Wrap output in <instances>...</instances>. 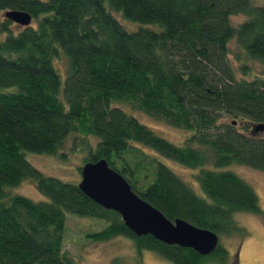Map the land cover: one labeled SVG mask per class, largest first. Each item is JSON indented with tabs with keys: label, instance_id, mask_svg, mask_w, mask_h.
<instances>
[{
	"label": "trees",
	"instance_id": "16d2710c",
	"mask_svg": "<svg viewBox=\"0 0 264 264\" xmlns=\"http://www.w3.org/2000/svg\"><path fill=\"white\" fill-rule=\"evenodd\" d=\"M11 10L28 13L31 24L7 19ZM235 14L246 18L234 25ZM0 18V264H80L63 251L66 213L105 222L88 233L95 242L125 236L138 254L149 250L172 264H225L220 244L203 256L136 236L117 212L45 175L26 155L55 154L76 135V146L88 149L85 163L105 159L168 219L244 236L233 214L263 211L254 188L226 168L264 171V131L253 130L264 124V70L249 79L242 64L264 66V0H0ZM232 39L241 77L228 58ZM59 54L67 60L64 80L53 63ZM114 103L191 135L174 144ZM133 143L199 169L205 198L153 157L147 181L144 166L125 158ZM25 179L44 199L11 191Z\"/></svg>",
	"mask_w": 264,
	"mask_h": 264
},
{
	"label": "rangeland",
	"instance_id": "374dc122",
	"mask_svg": "<svg viewBox=\"0 0 264 264\" xmlns=\"http://www.w3.org/2000/svg\"><path fill=\"white\" fill-rule=\"evenodd\" d=\"M252 2L254 4H262V0H252ZM116 17L120 19V16L117 14ZM245 18L242 14H235L231 16V22L237 25ZM120 20L128 26L132 24L124 21L122 18ZM15 29H18V27ZM4 36L5 33L3 34L0 31V40ZM239 51L240 48L235 40L232 39L229 42L228 58L236 71L237 77H241V60L236 56ZM53 63L61 79L64 80V75H66L67 71L66 58L63 54H59ZM242 64L250 66V74L246 75L249 79L251 76L261 74L264 70V66L258 61H244ZM113 105L119 106L129 112L144 125L150 127L156 134L174 144L181 145L191 135V132L188 130L177 128L162 120L154 119L143 112L131 109L127 104L114 103ZM76 137V135L69 137L63 147L55 154L27 153L26 159L47 176L78 184L81 178L80 168L85 163L84 159L88 149L84 151L81 147L76 146L77 141H80L79 138L76 140ZM95 140L93 137L88 138L91 144ZM133 145V147H136V150L130 149L125 158L131 167L136 163H141L144 166L146 172H142V177L147 173V181L151 178L152 165L150 160L153 157L178 174L189 184L195 193L204 197L196 178L199 169L191 168L160 156L155 151L138 143H133ZM226 169L234 171L254 188L263 213L261 215L247 212H236L233 214L236 223L243 227L246 233L244 236L238 234L219 235L220 245L224 246L228 251L229 260L225 264H264V171L242 164H232ZM144 182L145 180H140L141 184ZM11 191L27 196L34 201L44 199V196L36 189L32 181L28 179L21 181ZM65 217L66 230L63 236V251L75 257L76 261L78 260L77 262L80 264L109 263L114 257L118 258V264H172L149 250H142L141 254H138L132 241L125 236H115L106 242L92 241L87 237L88 233L100 230L105 225L103 221L77 216L72 213H66Z\"/></svg>",
	"mask_w": 264,
	"mask_h": 264
},
{
	"label": "water",
	"instance_id": "95a60500",
	"mask_svg": "<svg viewBox=\"0 0 264 264\" xmlns=\"http://www.w3.org/2000/svg\"><path fill=\"white\" fill-rule=\"evenodd\" d=\"M4 16L22 26H29L32 20L28 13L18 10L7 11ZM253 130L264 131V124L253 125ZM80 177L77 184L80 191L101 207L117 212L136 236L149 234L163 243L191 248L203 256L215 251L220 244L219 235L211 230L185 219L165 217L135 193L129 182L105 159L84 163Z\"/></svg>",
	"mask_w": 264,
	"mask_h": 264
}]
</instances>
